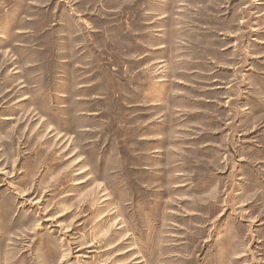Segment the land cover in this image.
Here are the masks:
<instances>
[{"label": "rangeland", "instance_id": "rangeland-1", "mask_svg": "<svg viewBox=\"0 0 264 264\" xmlns=\"http://www.w3.org/2000/svg\"><path fill=\"white\" fill-rule=\"evenodd\" d=\"M264 264V0H0V264Z\"/></svg>", "mask_w": 264, "mask_h": 264}, {"label": "crops", "instance_id": "crops-1", "mask_svg": "<svg viewBox=\"0 0 264 264\" xmlns=\"http://www.w3.org/2000/svg\"><path fill=\"white\" fill-rule=\"evenodd\" d=\"M217 264H225V263H223L222 261H219V262H217Z\"/></svg>", "mask_w": 264, "mask_h": 264}]
</instances>
